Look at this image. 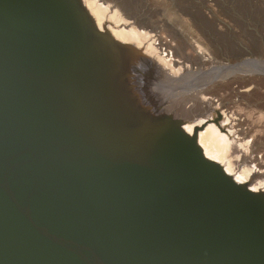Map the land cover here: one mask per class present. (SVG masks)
Masks as SVG:
<instances>
[{
  "label": "water",
  "instance_id": "95a60500",
  "mask_svg": "<svg viewBox=\"0 0 264 264\" xmlns=\"http://www.w3.org/2000/svg\"><path fill=\"white\" fill-rule=\"evenodd\" d=\"M139 55L82 0H0V264H264V190L144 100Z\"/></svg>",
  "mask_w": 264,
  "mask_h": 264
},
{
  "label": "bare ground",
  "instance_id": "6f19581e",
  "mask_svg": "<svg viewBox=\"0 0 264 264\" xmlns=\"http://www.w3.org/2000/svg\"><path fill=\"white\" fill-rule=\"evenodd\" d=\"M82 1L100 30L108 31L115 39L131 44L139 52L142 63L139 60L131 63L141 68L135 70L138 76L134 82H142L144 73L141 72L150 69L154 80L159 79L149 89L140 85L144 100L154 102L159 111L183 118V128L189 134L199 127L198 143L208 158L218 162L236 182L245 183L254 191L264 190L263 157L253 153L255 146L246 139L249 131L243 128L236 111L228 106L226 98H223L224 102L219 97L221 102L214 107L210 101L204 102L208 98L206 93L218 90L238 96L240 92H248L251 89L248 84L243 83L238 90L231 84L248 81L252 74L246 70H226L228 65L214 58L210 45L178 18L172 21L151 19L144 12L132 16L103 0ZM212 26L210 32H214ZM190 101L197 105L198 116L187 115L189 111L184 104Z\"/></svg>",
  "mask_w": 264,
  "mask_h": 264
},
{
  "label": "rangeland",
  "instance_id": "374dc122",
  "mask_svg": "<svg viewBox=\"0 0 264 264\" xmlns=\"http://www.w3.org/2000/svg\"><path fill=\"white\" fill-rule=\"evenodd\" d=\"M103 1L116 6L121 11L124 9L132 16L144 12V15L151 19L165 18L172 21L178 18L188 23L192 30L210 45L214 58L229 66L226 70L250 72L252 74L250 80L242 83L234 81L231 84L237 90L241 89L243 83L248 84L251 86L248 92H240L238 96L231 93L227 95L226 90V92L218 90L216 93H206L208 98L204 102L210 101L211 106L214 107L221 102L220 98L222 100L226 98L225 100L230 104L228 106L236 111V117L239 118L243 128L249 131L246 139L251 140L252 146H255L253 153L260 154L264 161V73L258 74L259 71H264V0ZM130 20L134 19L130 17ZM211 26L215 27L214 32H210ZM146 72H141L144 73L141 76L143 84L142 82L138 84L145 85L149 89L154 86V81L159 79L154 80L151 69ZM193 102L184 104L185 107L187 106L186 111H189L187 115L198 116L197 113L200 112L195 102L192 104ZM178 107L181 108V105ZM180 113L182 114L183 111Z\"/></svg>",
  "mask_w": 264,
  "mask_h": 264
}]
</instances>
